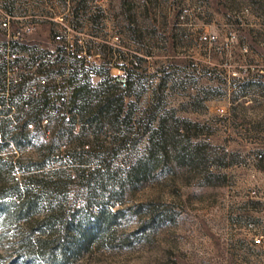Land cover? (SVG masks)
Here are the masks:
<instances>
[{"label": "rangeland", "instance_id": "1", "mask_svg": "<svg viewBox=\"0 0 264 264\" xmlns=\"http://www.w3.org/2000/svg\"><path fill=\"white\" fill-rule=\"evenodd\" d=\"M24 26L31 32L10 44L24 86L37 72L67 93L75 65L79 82L123 104L113 124L83 134L80 123L78 137H63L71 159L57 157L64 144L46 157L56 116L23 149L0 137V264H37L18 250L30 226L34 238L50 234L41 230L51 206L92 224L97 202L117 216L62 264H264V240L254 242L264 235V0H0L1 57ZM54 48L65 59L37 69ZM37 113L15 107L0 120L15 128ZM161 139L164 151L153 145ZM103 162L109 171L82 187V172ZM56 170L70 173L71 185L49 183ZM24 197L33 214L10 217Z\"/></svg>", "mask_w": 264, "mask_h": 264}, {"label": "trees", "instance_id": "2", "mask_svg": "<svg viewBox=\"0 0 264 264\" xmlns=\"http://www.w3.org/2000/svg\"><path fill=\"white\" fill-rule=\"evenodd\" d=\"M13 44H16V42H13ZM71 67L74 72L72 74L70 72L69 77L65 78V83H67L66 85L68 86L67 89L69 90V87H72L67 111L64 114L53 118L55 125L51 131L52 134L49 142H46L47 158H51L55 155V151L61 149L63 144L67 145L64 143L63 137L70 140V142L71 137H78L74 135V130L77 124L81 123L84 134L86 132L87 125L93 126L95 122H99L100 124L98 128L101 127L103 129L105 125L101 124V122L106 123L108 126L113 124L115 121H118L119 115L121 114L123 104L121 97L117 98L116 96L111 95L103 96L101 94L96 95L95 90L91 88L89 81L85 80L84 82H79V67H76L75 65H71ZM59 72L61 75L67 73L63 69L59 70ZM0 74V108H6L7 105L11 106L7 109H0V114H9L11 108L14 109L15 107H17L19 113L22 111L30 112V109L34 106L38 108V113L34 116L35 129L33 131L28 128V121L17 125L15 128H10V125H12V119L5 118V115L4 119L0 120L1 140H11L19 149H23L24 146L32 144V139L34 137H38L40 139L42 137V133L51 128V123L45 126L42 124L43 117L48 115L45 112V108L51 102L50 93L57 91L59 94H65V89H62L59 84L52 87L49 84L41 97L30 101L31 108L29 110H25L23 101L21 105L16 102V96L19 93V88L21 87L23 88L21 94H23L26 80L24 79L23 82L11 86L12 93L7 97L4 95L7 86L4 81L5 70L3 66L0 67ZM115 110L118 112L116 114L114 113L113 116V112ZM3 111L6 113H2ZM67 113H69V116ZM16 118H18V120L20 119L19 116H16ZM51 120L52 119L49 118V122H51ZM97 132L98 131H94V134H97ZM166 142V139H161L153 145H155V149L159 148L164 151L167 145ZM41 145H45L44 142H42ZM81 145L83 148L84 145H86V142L83 141ZM3 147L4 143L0 142V153ZM174 147L179 151L176 144H174ZM92 151L93 149L87 150L86 152L92 153ZM69 153L71 155V152ZM140 167L146 169L148 165L147 163L140 161ZM105 169L106 171H109L110 167L106 166L103 162L101 167L92 170L88 174L83 171L81 174V186L86 187L91 185L93 180H99V178L104 175L103 172ZM71 181L73 180H71L70 173H66L63 170H56L53 172L51 179L48 182L55 186H62L63 188L71 185ZM34 205V202L24 197L18 204H16L17 208L14 211H8L7 213L10 217L17 219L29 217L33 214V210L35 208ZM94 205L100 206V208L97 213L94 214L95 219L92 224L85 223L84 220L76 222V220L73 219L71 221L70 218H67L68 216L66 215V211L64 212L63 206H59L58 209L51 206V210L42 220L46 228L41 230L42 233L50 231V234L47 237H43L44 235H42L34 238L33 233L35 230L33 229V226H30V228L24 232L20 243V250H18L20 257H23L25 262L36 258L37 264H62L74 258L83 249L89 247L96 239H99V237L103 235L105 230L110 226V224H112L114 218L117 216L116 212L105 208L98 202ZM57 210L58 212H56ZM58 223H60L61 227L56 229V225ZM71 232L75 236L72 242Z\"/></svg>", "mask_w": 264, "mask_h": 264}, {"label": "built area", "instance_id": "3", "mask_svg": "<svg viewBox=\"0 0 264 264\" xmlns=\"http://www.w3.org/2000/svg\"><path fill=\"white\" fill-rule=\"evenodd\" d=\"M5 26H8V23H4ZM31 32V28L28 26H24L18 32H16L13 37L11 35L8 36L7 41V51L6 53L1 57L0 61L3 65V68L5 70V82H6V91L4 92V95L7 97L12 93L11 86L15 84H19L23 82L25 79V72L19 63L18 60V53L11 49L10 44L15 42L16 39H24L26 36ZM64 39L63 34H57L55 36V41L62 42ZM65 51L63 49H49L46 56H40L35 61V67L38 69L40 68L44 63L46 62H53V61H63L65 59ZM64 75H67L64 74ZM36 83H30L25 86V90L23 92V105L25 110H29L31 108L30 101L33 99H37L41 97L43 92L45 91L46 87L49 85V79L43 77L39 73L36 72ZM62 76V75H61ZM1 77V74H0ZM118 81L121 85L126 86L127 80L126 78H118ZM51 102L50 104L45 108L46 114L49 116H59L61 114L66 113L67 111V105L69 103L70 98V91H68L65 94H59L57 91L50 93ZM44 116L42 119V124L45 126L49 124V117ZM69 116V113H67ZM29 129H34L35 125L34 123H28ZM66 145H63L62 151L60 154H58V158L62 157L63 159H71L70 153L66 150ZM264 240L263 234H257L254 237V242L257 245H262Z\"/></svg>", "mask_w": 264, "mask_h": 264}, {"label": "crops", "instance_id": "4", "mask_svg": "<svg viewBox=\"0 0 264 264\" xmlns=\"http://www.w3.org/2000/svg\"><path fill=\"white\" fill-rule=\"evenodd\" d=\"M69 89H70V92H71V86L69 87Z\"/></svg>", "mask_w": 264, "mask_h": 264}]
</instances>
